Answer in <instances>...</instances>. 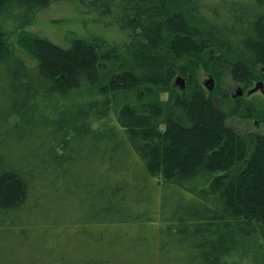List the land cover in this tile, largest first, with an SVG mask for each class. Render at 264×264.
Here are the masks:
<instances>
[{"label": "trees", "instance_id": "1", "mask_svg": "<svg viewBox=\"0 0 264 264\" xmlns=\"http://www.w3.org/2000/svg\"><path fill=\"white\" fill-rule=\"evenodd\" d=\"M65 1L124 40L75 36L62 48L25 33ZM177 59L244 88L264 81V0H0V264L55 193L64 213L148 227L153 241L132 244H148L146 264H264V133L225 124L264 122V98L218 89L215 102L196 84L163 103ZM117 62L125 69L102 84ZM135 91L143 98L111 118L112 98Z\"/></svg>", "mask_w": 264, "mask_h": 264}, {"label": "rangeland", "instance_id": "2", "mask_svg": "<svg viewBox=\"0 0 264 264\" xmlns=\"http://www.w3.org/2000/svg\"><path fill=\"white\" fill-rule=\"evenodd\" d=\"M66 2V1H65ZM62 2L52 5L49 9L38 14L34 22L25 29V33L38 35L54 45L68 48L72 38L82 37L86 40L95 38L106 42H121L125 36L118 31L117 26L107 17L98 16L95 13L86 12L84 9L73 5L71 2ZM13 40V38L11 39ZM177 71L175 77L166 89L159 90L157 95L163 103H171L176 97L185 95L191 85L200 87L206 96L213 95L215 102L218 101L217 90L225 91L232 99L240 89L242 95L236 97L243 102H247L249 97L246 92L257 83L254 82L250 88L232 80L228 73L221 78L215 79L207 66L202 63L189 62L184 59H177ZM125 69L121 62L112 63L105 67L107 77L102 84L108 83L115 75ZM259 74L264 72L258 71ZM182 81L176 83V80ZM210 79L213 80V90L208 91L205 86ZM210 87V85H209ZM98 88L93 92L98 93ZM142 91L132 93H119L112 98L111 118L120 106L127 103H135L139 98H143ZM87 93H77L75 98L87 97ZM256 95H261L258 92ZM264 98V95H261ZM235 98V99H236ZM241 116H231L225 120L226 126L239 135L249 133H264V124L256 119L244 118ZM164 129V127H162ZM190 148L197 151L194 143H188ZM55 198L47 196L45 201L40 202L42 208L36 211V216L32 217L27 225V234L20 241H13L7 250L9 264H68L77 260H87L90 254L96 255L99 261L108 264H146L147 243L143 247H133L132 244L138 239L153 241L144 231L148 227L134 224H121L116 219H102L99 217L83 218L80 214L63 212L61 209L63 195L55 193ZM142 227V228H141ZM153 234V232H152ZM150 233V236L152 235ZM154 235V234H153ZM97 237V240L89 239ZM153 243V242H152ZM151 243V247L157 242ZM62 260H65L61 262ZM157 262V259H156Z\"/></svg>", "mask_w": 264, "mask_h": 264}, {"label": "water", "instance_id": "3", "mask_svg": "<svg viewBox=\"0 0 264 264\" xmlns=\"http://www.w3.org/2000/svg\"><path fill=\"white\" fill-rule=\"evenodd\" d=\"M264 72V69L262 70ZM176 83H180L181 86H182V81L177 79L176 80ZM210 85V87H209ZM205 86L208 88V91L211 92L213 90V80L210 79L207 83H205ZM261 92L262 94L264 93V84L263 83H257L254 85V87L250 90L247 91L246 95L249 97L257 92ZM242 95V91L239 89L236 93L235 96H233V98L235 99L236 97L238 96H241Z\"/></svg>", "mask_w": 264, "mask_h": 264}, {"label": "flooded vegetation", "instance_id": "4", "mask_svg": "<svg viewBox=\"0 0 264 264\" xmlns=\"http://www.w3.org/2000/svg\"><path fill=\"white\" fill-rule=\"evenodd\" d=\"M261 83H263V82H261ZM253 87H254V86H253ZM258 92H259V91H258ZM258 92H257V93H258ZM246 93H247V92H246ZM257 93H255V94H253V95H256ZM260 94H261V95H264V93L262 94L261 92H260ZM251 96H252V95H251ZM251 96H249V98H250ZM236 99H237V98H236ZM236 99H234V98L232 97V100H233V101L236 100ZM261 122H262V121H261ZM262 123L264 124V122H262Z\"/></svg>", "mask_w": 264, "mask_h": 264}]
</instances>
